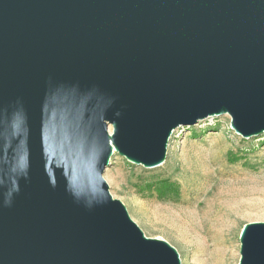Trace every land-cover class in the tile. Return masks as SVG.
<instances>
[{"label":"water","instance_id":"obj_1","mask_svg":"<svg viewBox=\"0 0 264 264\" xmlns=\"http://www.w3.org/2000/svg\"><path fill=\"white\" fill-rule=\"evenodd\" d=\"M223 114L264 133V0H0V264H182L104 171ZM240 264H264V221Z\"/></svg>","mask_w":264,"mask_h":264},{"label":"rangeland","instance_id":"obj_2","mask_svg":"<svg viewBox=\"0 0 264 264\" xmlns=\"http://www.w3.org/2000/svg\"><path fill=\"white\" fill-rule=\"evenodd\" d=\"M104 177L145 234L175 246L182 264H200L186 238L202 231L212 241L218 228L234 236L240 264L244 225L264 221V133L238 134L228 114L175 129L159 166L115 152Z\"/></svg>","mask_w":264,"mask_h":264},{"label":"bare ground","instance_id":"obj_3","mask_svg":"<svg viewBox=\"0 0 264 264\" xmlns=\"http://www.w3.org/2000/svg\"><path fill=\"white\" fill-rule=\"evenodd\" d=\"M211 232L212 241L202 231L192 238L193 242L189 240L191 238H186L187 248L193 244L192 256L195 259L199 257L200 264H236L238 246L232 233L224 228L213 229Z\"/></svg>","mask_w":264,"mask_h":264}]
</instances>
